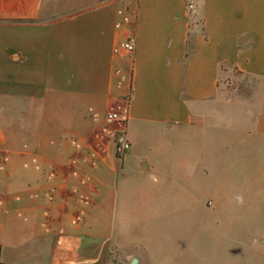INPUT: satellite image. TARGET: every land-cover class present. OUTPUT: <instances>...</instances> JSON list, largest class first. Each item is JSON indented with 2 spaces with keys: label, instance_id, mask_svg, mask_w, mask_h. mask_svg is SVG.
Wrapping results in <instances>:
<instances>
[{
  "label": "crops",
  "instance_id": "crops-1",
  "mask_svg": "<svg viewBox=\"0 0 264 264\" xmlns=\"http://www.w3.org/2000/svg\"><path fill=\"white\" fill-rule=\"evenodd\" d=\"M230 69L264 78V0H0V264H118L96 212L190 179L205 128H233L214 109ZM259 106L246 128L234 112V171L264 184V90Z\"/></svg>",
  "mask_w": 264,
  "mask_h": 264
},
{
  "label": "rangeland",
  "instance_id": "rangeland-1",
  "mask_svg": "<svg viewBox=\"0 0 264 264\" xmlns=\"http://www.w3.org/2000/svg\"><path fill=\"white\" fill-rule=\"evenodd\" d=\"M188 11L192 14L193 6ZM263 90L264 78L259 76L230 69L220 77L214 109L223 126L231 125L232 130L222 135L221 144L205 128L200 161L189 163L190 179L183 184L168 182L166 190L163 181L154 177L146 185L153 190L151 206L143 204L146 197L141 204L137 196L131 198L119 188L116 209L113 200L96 212L95 230L102 232L97 240L100 256L109 252L118 264L126 254L137 256L139 264H264V184L257 179L248 182L243 173L234 171V121L238 120L234 112L245 113V122L239 123L246 128L260 109ZM111 153L122 156L113 152L112 133ZM138 181L135 184H146ZM131 263L138 264L136 259Z\"/></svg>",
  "mask_w": 264,
  "mask_h": 264
},
{
  "label": "built area",
  "instance_id": "built-area-1",
  "mask_svg": "<svg viewBox=\"0 0 264 264\" xmlns=\"http://www.w3.org/2000/svg\"><path fill=\"white\" fill-rule=\"evenodd\" d=\"M186 6L188 9L192 8L191 3L186 4ZM119 45L125 51H131L133 48V38L132 37L125 38L119 42ZM104 119L108 123L113 122L116 124V127L114 128L112 132V148L116 156H121L126 152L129 146V142L124 135V125H125L124 123L126 119V110L125 109L107 110L104 113Z\"/></svg>",
  "mask_w": 264,
  "mask_h": 264
},
{
  "label": "water",
  "instance_id": "water-1",
  "mask_svg": "<svg viewBox=\"0 0 264 264\" xmlns=\"http://www.w3.org/2000/svg\"><path fill=\"white\" fill-rule=\"evenodd\" d=\"M133 260H131V262H133L134 261V257L132 258Z\"/></svg>",
  "mask_w": 264,
  "mask_h": 264
}]
</instances>
